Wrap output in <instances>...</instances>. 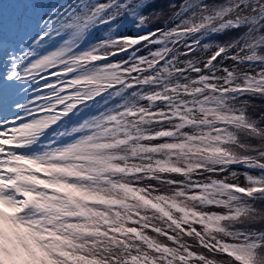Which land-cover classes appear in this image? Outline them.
<instances>
[{
    "label": "snow or ice",
    "instance_id": "1",
    "mask_svg": "<svg viewBox=\"0 0 264 264\" xmlns=\"http://www.w3.org/2000/svg\"><path fill=\"white\" fill-rule=\"evenodd\" d=\"M9 2L25 7H0V264H264V115L248 111L264 98V0L170 3L167 30L146 27L153 0ZM233 165L261 174L213 178Z\"/></svg>",
    "mask_w": 264,
    "mask_h": 264
},
{
    "label": "trees",
    "instance_id": "2",
    "mask_svg": "<svg viewBox=\"0 0 264 264\" xmlns=\"http://www.w3.org/2000/svg\"><path fill=\"white\" fill-rule=\"evenodd\" d=\"M182 0H153V7L150 8L148 11L152 15L150 16V19L147 22L146 27L149 30H155L156 28H161L166 25V23L169 21L171 15H172V9L170 8V3H176L177 5L181 3ZM214 2L222 3L224 0H214ZM148 13H146L147 15ZM126 26H131L130 24L125 23ZM239 35H242V32L240 30H230V31H224V32H216V33H210L208 35L203 36V38H208L209 36H212L208 39L207 42L216 40L217 44H225L229 43L239 37ZM202 38V39H203ZM264 98H251L249 101V115H251L254 119H259L261 115H264ZM252 143H259L258 141H252ZM261 174V171L259 169H255ZM256 208L258 210H264V201H258L255 204ZM238 228L243 227H250L248 225V222L246 221L244 225H236ZM252 227L256 228H264V225H255Z\"/></svg>",
    "mask_w": 264,
    "mask_h": 264
},
{
    "label": "bare ground",
    "instance_id": "3",
    "mask_svg": "<svg viewBox=\"0 0 264 264\" xmlns=\"http://www.w3.org/2000/svg\"><path fill=\"white\" fill-rule=\"evenodd\" d=\"M46 2L48 4H53V3L60 2V0H46ZM0 7L3 8L5 15H7L11 10L16 9V8H23L25 6L23 4L11 3V2H9V0H0ZM172 26H174V25L171 23L169 25V27H172ZM165 30H167V29H165ZM68 38H69L68 35H66L65 39H68ZM60 43L61 42H59V41L57 43H55V44L45 43L40 49H38L39 55L43 56V55L48 54V52H50V51H55L60 46ZM93 44H94V42H92L91 46ZM79 47L82 48V49L83 48H88L87 44L86 45L85 44L81 45V42H80ZM200 57H201V55L194 54L193 56L182 57L181 59H198ZM40 83L42 84V81H40ZM22 98H23V93H21V99ZM130 98H131V92L129 91V92L125 93L124 99H130ZM117 102L123 103L124 100L120 99V98H117ZM140 103L141 104H146L147 101H140ZM36 114H40V113H36ZM24 118H26V122H30V120L32 119V117H24ZM149 127H151V126L150 125H146V128H149ZM45 131L48 132V130H45ZM72 141H73L72 137H63L62 139L56 141L55 143L57 144V146H63V145H67L68 143H71ZM47 143H48V140L45 137H40L39 141L37 143L31 144L28 148L22 149L21 151H24L26 154H33V153L39 154V153H41L43 151V145H45ZM231 170H232V168H230L228 171H225V172L220 173L218 175H213V178L224 179L225 177H228V181L229 182H238V183H242L243 184L244 181L241 178V176H239V174H237L235 181H233V179L231 177V173L233 171H231ZM206 175H208V174H206ZM206 175L205 176H201V177H196V178L205 179ZM171 178H174V179H177V180H182L183 179V177L175 176V175L172 176ZM153 183H155V182H153ZM167 190H168L167 186L161 187V191H167ZM0 231H2V225H0ZM189 243H192V241H189ZM193 250L202 251V252H205V254H207L206 250H203V249H198V248L194 247ZM216 259L218 261V264H222V259H223L222 257H216Z\"/></svg>",
    "mask_w": 264,
    "mask_h": 264
},
{
    "label": "rangeland",
    "instance_id": "4",
    "mask_svg": "<svg viewBox=\"0 0 264 264\" xmlns=\"http://www.w3.org/2000/svg\"><path fill=\"white\" fill-rule=\"evenodd\" d=\"M162 28V27H161ZM121 32H123L126 35H132L134 34L135 29L133 28V26H126L123 27L121 26L119 29ZM107 29H104L103 26L99 27V28H93L91 29L88 33L90 34L89 37L87 38V34L85 35L84 39L82 40V42H84L85 39H87L85 41V45L87 44V47H90L92 42H94V44L98 43L100 40L105 38V33H106ZM208 35V34H207ZM212 36H209V38H211ZM93 44V45H94ZM202 44H209V45H215L217 44L216 40H212L209 42H204ZM151 50H156L157 47H159V45H153L150 46ZM183 50V49H182ZM212 48L210 47L208 49V51H211ZM149 49L147 48H142L141 51L138 53V55H147L148 54ZM195 54L201 55V56H206L208 53L203 52V50L196 52ZM190 57V56H189ZM115 61H119L121 59H126V56L124 54H120L119 56L113 58ZM223 67H229L230 69L233 67H236L240 70H247V66L246 65H235L234 62L232 61H224ZM233 172H235L236 174H239V176H241V178L243 179V184L240 183L241 185L246 184V179H245V173L251 174V175H256L258 176L259 173L257 171H255V169H248L243 167L242 165H233L231 166ZM210 211H218V212H223V209H218V208H212L209 209Z\"/></svg>",
    "mask_w": 264,
    "mask_h": 264
},
{
    "label": "clouds",
    "instance_id": "5",
    "mask_svg": "<svg viewBox=\"0 0 264 264\" xmlns=\"http://www.w3.org/2000/svg\"><path fill=\"white\" fill-rule=\"evenodd\" d=\"M232 151L239 153V149L238 148H231ZM246 221H242L241 225H244Z\"/></svg>",
    "mask_w": 264,
    "mask_h": 264
}]
</instances>
